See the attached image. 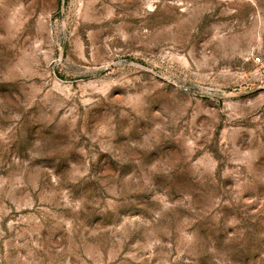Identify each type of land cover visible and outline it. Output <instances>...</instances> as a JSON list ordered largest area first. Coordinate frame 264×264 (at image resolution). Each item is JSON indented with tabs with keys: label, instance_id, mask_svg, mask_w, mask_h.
<instances>
[{
	"label": "rangeland",
	"instance_id": "374dc122",
	"mask_svg": "<svg viewBox=\"0 0 264 264\" xmlns=\"http://www.w3.org/2000/svg\"><path fill=\"white\" fill-rule=\"evenodd\" d=\"M0 264H264V0H0Z\"/></svg>",
	"mask_w": 264,
	"mask_h": 264
}]
</instances>
